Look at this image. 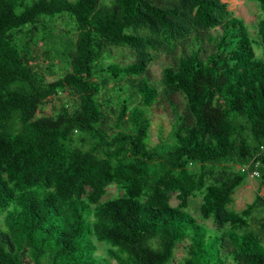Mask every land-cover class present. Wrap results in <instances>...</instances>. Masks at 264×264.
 I'll use <instances>...</instances> for the list:
<instances>
[{"label": "trees", "instance_id": "1", "mask_svg": "<svg viewBox=\"0 0 264 264\" xmlns=\"http://www.w3.org/2000/svg\"><path fill=\"white\" fill-rule=\"evenodd\" d=\"M251 1L258 40L223 0H0V216L11 243L0 239V264H172L182 243L179 264H230L225 249L233 264H264V219L238 231L264 211L263 197L229 208L254 171L264 187V0ZM64 15L76 35L54 49L70 70L49 82L34 49ZM218 27L208 50L205 32ZM109 46L135 61L105 63ZM160 51L174 61L165 93L182 94L186 109L174 108L170 141L150 146L158 92L144 74ZM64 91L77 102L45 114ZM112 184L124 195L102 201ZM197 195L218 230L185 211Z\"/></svg>", "mask_w": 264, "mask_h": 264}, {"label": "rangeland", "instance_id": "2", "mask_svg": "<svg viewBox=\"0 0 264 264\" xmlns=\"http://www.w3.org/2000/svg\"><path fill=\"white\" fill-rule=\"evenodd\" d=\"M74 1V0H70ZM229 4V10L234 16L242 18L249 29L251 37L258 40V30L257 24L261 19V12L258 4L251 0H223ZM154 3V2H153ZM157 5L156 3H154ZM160 7V5H157ZM51 28L53 30V35L49 38L48 44L39 41L38 46L34 49V55L37 56V64L44 70L47 74V80L52 82L60 77H62L67 71L70 70V65L66 59L56 52L54 46L62 48V46L68 40H73L76 35L75 23L67 16L58 17L50 22ZM221 32V27L205 32V46L212 49L209 45L207 39L208 35H218ZM195 51L193 46L179 49L178 59L182 57L189 56ZM107 59L105 63H117L121 66H125L135 61V55L133 51L128 47L122 46H109L106 49ZM256 53L258 58H263L264 53L261 48H256ZM200 58L204 59L205 54L199 52ZM173 56L168 55L164 51L155 52L153 61L149 64L147 72L144 74L148 81L157 89L158 98L156 103L147 109L148 116L151 119L150 128V138L149 145L156 146L163 142L170 141V132L172 129V124L174 122V108L178 110L179 113H183L186 109V99L180 94H166L163 79V70L166 66L172 64ZM178 64V61L177 63ZM117 94H124L119 92V88L111 93L112 96H117ZM77 102L76 96L68 91L61 92L58 97L52 99V101L44 108L45 114H52L54 107L60 105L73 106ZM115 106V102L113 103ZM232 165L231 163H229ZM241 167L236 166L235 171H240ZM258 176H248L245 182L236 190L234 195V202L229 206L233 211L240 212L246 208L248 204L253 203L256 200L258 194H260L264 199V187H261L263 183L262 172H258ZM124 191L118 187L116 184H112L107 187V194L103 197L102 201H107L110 199H115L122 197ZM171 205L178 207L180 200L178 194H173L171 197ZM203 199L201 195L193 196L188 199V208L185 210L187 213L194 216L199 223L208 227L211 230H218L217 225L211 220H204L201 215V206ZM264 208V204L262 205ZM264 210V209H263ZM264 219V211L257 213L255 219L251 220L249 226L238 230L243 232L246 230H257L259 223ZM228 229V228H226ZM0 239L7 245L8 248L11 247L10 239L8 238V233L4 224L2 223V216H0ZM98 246L97 255L108 259L109 245L105 243H96ZM187 255V243H182L176 251V258L172 264L181 263ZM223 255L229 260L230 264L233 261L230 257L228 249H225ZM112 264H116L114 260H110Z\"/></svg>", "mask_w": 264, "mask_h": 264}, {"label": "built area", "instance_id": "3", "mask_svg": "<svg viewBox=\"0 0 264 264\" xmlns=\"http://www.w3.org/2000/svg\"><path fill=\"white\" fill-rule=\"evenodd\" d=\"M248 169V166H245V167H242L241 168V170L243 171V172H245L246 170ZM259 175V173H258V171H254L253 173H251L250 174V176H258Z\"/></svg>", "mask_w": 264, "mask_h": 264}]
</instances>
